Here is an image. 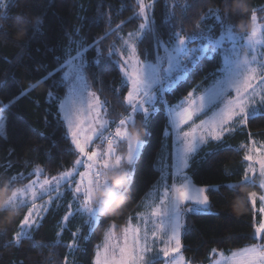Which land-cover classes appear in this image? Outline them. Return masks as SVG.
<instances>
[{
	"label": "snow or ice",
	"instance_id": "obj_1",
	"mask_svg": "<svg viewBox=\"0 0 264 264\" xmlns=\"http://www.w3.org/2000/svg\"><path fill=\"white\" fill-rule=\"evenodd\" d=\"M154 3L155 0L150 3L137 0L139 11L135 16L142 22L135 33H128L123 52L113 44L105 56L102 47L105 37L89 40L79 26L65 34L67 43L63 46V59L56 57L57 66L38 83L51 80L46 99L57 105V122L66 125L81 158L74 161L70 170L51 179L45 178L39 184L34 180L24 187H16L17 180L23 178L22 173L7 178L10 195L4 210L26 209L10 245L19 247L25 239L36 244L33 230L41 227L38 223L44 219L41 213L47 211L48 206L59 207L52 194L56 193L57 197L61 194L62 181L65 187L71 186L74 174L79 176L72 192L76 208L73 212V205L67 204L68 211L62 219L67 222L74 215L86 217L85 224L92 232L102 214L94 199L97 190L111 188L110 174L127 186L130 174L135 171V163L145 144L139 138V132L134 140L133 132L129 130L137 128L136 116L140 115L141 125H146L157 111L156 104L165 100L162 95L165 86L171 89L199 69L204 60L221 61L212 73L211 85L202 95L193 98L190 92L186 101L169 106V126L176 138L175 163L161 168L158 190L162 189V194L158 196V202L153 203L149 215L141 219L140 225L121 229L122 236L112 224L105 232L102 246H97L94 264H191L182 254V236L190 230L186 218L189 213H207L211 207L208 194L219 191V186L197 187L187 170L194 172V166L202 160L210 164L220 151L231 150L226 137L238 131H247L250 143L240 147L245 149L243 159L250 163L245 167L242 181L232 187H256L253 178H259L258 187L264 189V142L258 145L248 129L250 122L264 117V53L258 62L256 55L246 59L244 56L245 49L254 52L257 45H264V37L257 39L260 33L256 9L253 8L250 15L254 26L250 35L235 31L234 18L227 7L224 10L219 7L209 9L201 17L203 27L197 24L196 30L186 34L182 27L178 29L180 21L172 9L180 7L184 19H188L191 6L166 5L162 22L157 24L148 11ZM221 3L227 5V0H221ZM9 7V0H0V15ZM260 11L264 12V9ZM3 18L7 19V16ZM41 23L42 19L37 17L36 31ZM120 27L116 26L117 29ZM116 34L113 30L106 36ZM193 44L197 46L192 47ZM113 64L123 73L122 83L129 89L125 98L129 114L119 119L114 134L109 132L107 119H101L107 116L103 111L106 101H101L91 90V81H98ZM35 87V84L31 85L29 90L11 97L7 103L0 101V139H7L8 111ZM61 88L66 89L64 95L58 91ZM196 119H199L198 124ZM183 125H187L188 130H183ZM106 132L109 134L105 135ZM211 142H216L218 147L204 153L202 146L211 147ZM121 143L127 145L126 155L118 154L117 146ZM105 144L106 147H102ZM8 151L11 154L14 149ZM4 167L7 171L11 162ZM79 167L84 171H78ZM170 167L174 168L172 182H169ZM35 174L38 180L41 170L37 169ZM45 195L46 204H38ZM248 197L253 207L259 199V212L264 214V194L252 191ZM73 236L68 245L70 248L78 249L79 241L88 239L87 235H79L78 239L75 238L77 233ZM253 239L258 242L232 251L230 255L220 252L215 264H264V220L256 226ZM212 251L216 252L215 249Z\"/></svg>",
	"mask_w": 264,
	"mask_h": 264
},
{
	"label": "trees",
	"instance_id": "obj_2",
	"mask_svg": "<svg viewBox=\"0 0 264 264\" xmlns=\"http://www.w3.org/2000/svg\"><path fill=\"white\" fill-rule=\"evenodd\" d=\"M150 2L146 0V3ZM9 3L10 7L0 15V101L7 103L11 97L29 90L31 85L36 87L8 111L7 139H0V187L9 176L21 173L23 178L17 180L16 187H24L35 178L36 168H42V176L54 177L70 169L78 157L66 125L57 122V105L46 99L51 80L38 83L57 66L56 57L63 59V46L67 43L65 34L79 26L89 40L105 37L102 47L107 56L109 47L114 44L118 48L128 33L138 29L142 20L135 16L139 11L137 0H9ZM166 5L191 6L188 19H184L180 7L172 9L180 21L178 29L182 27L186 34L196 30L197 24L203 27L201 17L217 7L221 10L227 7L233 15L237 33L252 31L250 15L253 8L257 21L264 23V12L260 11L264 9V0H243V3L227 0V5L221 0H155L148 11L157 24L162 22ZM37 17L42 19L39 31H36ZM117 25L121 27L117 29ZM113 30L116 35L106 36ZM219 63L221 61L217 59L204 60L199 69L188 74L191 78L185 76L171 90L165 91V100L157 103V111L146 125H141L140 115L136 116L137 128L131 130L135 134L139 132V138L145 144L129 184L118 189L123 193V199L114 202L100 216V223L88 239L79 241L78 249L68 247L74 239L75 225L70 224L59 240L64 214L59 209H51L40 223L41 227L33 230L35 245L27 239L19 247L10 245L26 209H18L15 214L2 209L0 264H65V261L67 264H93L95 249L107 229L115 224L117 234L122 233L120 230L140 211L142 200L161 177L156 165L169 128V106L179 103L193 90L210 85L212 73ZM123 79L122 72L113 64L98 81H91L92 91L101 101H106L104 111L111 128L122 116L129 114L125 99L129 89L122 83ZM58 91L64 95L66 89ZM248 129L252 137L264 138V117L250 122ZM226 139L231 150L220 151L210 164L202 160L194 166V172L188 170L196 185L219 186V191L206 193L211 206L209 213L189 214L186 218L190 230L183 235L182 252L191 264H210L220 252L228 254L258 242L253 239L257 224L248 194L259 187H232L239 185L245 170V149L240 145L250 143V140L247 131H238ZM217 147L216 142H211V147L206 145L203 151L209 153ZM9 148L14 149L11 154ZM9 161L11 167L5 171L4 166ZM109 185L117 187L113 180H109ZM3 198L0 196V201ZM81 235H87V232Z\"/></svg>",
	"mask_w": 264,
	"mask_h": 264
},
{
	"label": "rangeland",
	"instance_id": "obj_3",
	"mask_svg": "<svg viewBox=\"0 0 264 264\" xmlns=\"http://www.w3.org/2000/svg\"><path fill=\"white\" fill-rule=\"evenodd\" d=\"M254 27V26H253ZM257 27H258V30H259V33L260 35H258L257 39H260L261 37H264V23H259L257 21ZM136 32V31H135ZM133 32V33H135ZM241 35H244V36H247V35H250L251 32L249 33H239ZM129 37H125L123 38V41H122V44L117 48L119 51L123 52L124 51V41L128 40ZM131 42V41H130ZM197 45L196 44H193L192 47H196ZM261 53H264V45H257L256 47V50L253 52V51H250L248 49H245L244 51V56H246L247 58H251L252 55H256L257 57V62L261 59ZM123 75V73H122ZM184 79V78H183ZM182 80V79H181ZM176 85V84H175ZM173 85L172 88L175 86ZM211 85V84H210ZM210 85H208L207 87H209ZM159 87V86H158ZM207 87H201V89H196V90H193L192 93H193V98L199 96V95H202L205 91V89ZM171 88V89H172ZM171 89H168L166 86H165V89L164 91L162 92V95L164 94L165 91H169ZM92 90V89H91ZM188 98V96H186L183 100H181L179 103L177 104H180L181 102H184L186 101V99ZM126 104H127V101H126ZM175 104V105H177ZM173 105V106H175ZM156 108H157V104H156ZM104 111V110H103ZM168 111H169V108H168ZM128 115V114H127ZM101 119H107L108 121V118L107 116L106 117H103ZM195 123H199V119H196ZM108 124H109V132H111L112 134H114V131H115V127L119 125L116 124L115 127L111 128L110 126V123L108 121ZM183 130H188V126L187 125H183L182 126ZM130 131L131 128L129 129ZM68 131V130H67ZM109 133L106 132L105 135H108ZM69 137L71 138V135L68 134ZM72 139V138H71ZM119 139V138H117ZM133 139L135 140L136 139V134L133 132ZM252 139H255L257 141V144L259 145L261 142H264V138H256V137H252ZM98 143V141L96 142ZM74 145V144H73ZM75 146V145H74ZM206 146V145H203L202 148ZM102 147H106V144L105 145H102ZM144 147V146H143ZM143 147L141 149V152H140V155L142 153V150H143ZM77 153H78V150H76ZM117 151H118V154H122V155H126V152H127V145L125 143H121L117 146ZM175 152H176V138H175V133L173 132V130L170 128L167 129L166 133H165V137H164V140H163V144H162V148H161V153H160V157H159V160L157 162V168L161 171V168L164 167V166H168V165H173L175 163ZM77 158H81L80 157V154L78 153V157ZM171 159V161H170ZM250 162L248 161H245L244 160V167H246V165H248ZM73 167V166H72ZM71 167V168H72ZM70 168V169H71ZM39 169L41 170V173L43 174V170L42 168H36L35 169V173H36V170ZM68 169V170H70ZM66 171V170H65ZM78 171H84L83 167H79L78 168ZM188 171V170H187ZM245 171V170H244ZM168 172H169V182H172V176H171V173L174 172V168H169L168 169ZM42 174L39 176V179L37 180V175L35 176V178L32 180H36L37 183H42L43 180L45 178H48V179H51L52 177H47V176H42ZM189 174V173H188ZM132 175L133 173L130 174V178H132ZM58 176V175H57ZM55 177V176H54ZM160 179L161 177L159 178V180L157 181V183L155 184V186L149 191V193L144 197V199L142 200L141 202V205H140V211L133 217H131V219L129 220L128 224L126 226H137V225H140L141 224V219L144 218V217H147L149 215V212H150V208L152 207L153 203L154 202H158V196L162 194V189H159L158 190V186H159V183H160ZM256 180V184L258 186L259 184V178H253ZM79 180V176H76L74 174V181L73 183L71 184V186H68V187H65L64 186V182L62 181L61 182V187H60V195L57 197V194L56 193H53V198L56 200V203L59 205L58 208H53L51 206H48L47 208V211L41 213V215H43V217H45L47 215V213L51 210V209H59V210H62L64 211V215H66L68 209L66 208V205L67 204H72L73 207H72V211L74 212L75 211V208H76V203L74 201V197L72 195V192H73V188L75 186V181H78ZM193 182V180H192ZM55 183V182H54ZM193 184H195L193 182ZM196 185V184H195ZM197 187H202V186H198L196 185ZM252 191H256L259 194H264V189H260L259 190H252ZM251 191V192H252ZM95 199V197H94ZM250 200V198H249ZM47 202V195L44 196L43 200H38L37 203L38 204H46ZM250 203H251V200H250ZM252 205V204H251ZM261 207V202L259 201V199H257V202H256V205L255 207L252 206L253 210H254V215H255V223L258 225L259 222H261L262 220H264V214L260 213L259 212V208ZM23 207H20V208H16V210L18 209H21ZM37 211L39 212V208H37ZM210 210L207 212L209 213ZM189 214H192V213H189ZM188 214V215H189ZM102 215V214H101ZM63 218V217H62ZM85 220H86V217H79V216H72V217H69V220L67 222H63V219H61V222H60V227H59V234H58V237H59V240H61V237L62 235L64 234L65 230L66 229H69V225H75V228L73 230L74 233H77V236L81 235V233H83L84 231L87 232V236L88 238L90 237V235L92 234V232H89L87 230V228L85 227L86 224H85ZM42 221H38V223H41ZM109 229V228H108ZM107 229V230H108ZM120 236H122V233L118 234ZM76 236V237H77ZM183 238V236H182ZM104 239H105V235L103 237V240L100 242V244H98L97 246H102L103 242H104ZM96 252H97V247L95 249V256H94V260H95V257H96ZM183 254V252H182ZM184 256V255H183ZM185 257V256H184ZM94 260H93V264H94ZM185 260H186V257H185ZM187 262V260H186Z\"/></svg>",
	"mask_w": 264,
	"mask_h": 264
},
{
	"label": "clouds",
	"instance_id": "obj_4",
	"mask_svg": "<svg viewBox=\"0 0 264 264\" xmlns=\"http://www.w3.org/2000/svg\"><path fill=\"white\" fill-rule=\"evenodd\" d=\"M243 27V25H241ZM246 59V56H245ZM109 180H113L115 182L116 188H102L98 189L95 195V201L97 203V207L101 210V213L107 212L114 202L123 199V193L118 189L123 185L119 178L114 175H109ZM0 193L3 194V200L0 201V210L4 209L7 205V197L10 195L9 186L7 182H4L2 187H0ZM12 213L15 214L16 208L11 209Z\"/></svg>",
	"mask_w": 264,
	"mask_h": 264
},
{
	"label": "crops",
	"instance_id": "obj_5",
	"mask_svg": "<svg viewBox=\"0 0 264 264\" xmlns=\"http://www.w3.org/2000/svg\"><path fill=\"white\" fill-rule=\"evenodd\" d=\"M231 253L225 254V255H230ZM219 258V254H217L212 261L210 262V264H215V261Z\"/></svg>",
	"mask_w": 264,
	"mask_h": 264
}]
</instances>
